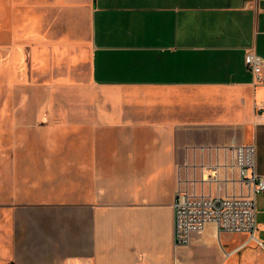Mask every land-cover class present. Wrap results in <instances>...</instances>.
<instances>
[{
    "label": "crops",
    "instance_id": "obj_1",
    "mask_svg": "<svg viewBox=\"0 0 264 264\" xmlns=\"http://www.w3.org/2000/svg\"><path fill=\"white\" fill-rule=\"evenodd\" d=\"M3 34L19 99L0 100V264L248 247L226 251L214 225L177 247L174 205L180 186L217 194L206 174L235 146L255 143L264 174V82L245 61L264 54V0H0ZM257 211L264 247V193Z\"/></svg>",
    "mask_w": 264,
    "mask_h": 264
},
{
    "label": "built area",
    "instance_id": "obj_2",
    "mask_svg": "<svg viewBox=\"0 0 264 264\" xmlns=\"http://www.w3.org/2000/svg\"><path fill=\"white\" fill-rule=\"evenodd\" d=\"M256 82H264V54L249 50L245 58ZM257 109L264 112V104ZM232 154L223 165L213 167L206 174L208 182H216L217 194L198 193L195 189L179 187L175 197V244L189 246L195 235H201L209 225H214L219 236L225 233L246 235L248 239L235 251L258 239L257 196L264 193V174L257 169L255 143L233 147ZM223 184V186H222ZM233 188L228 193V187ZM226 189L225 194L222 191Z\"/></svg>",
    "mask_w": 264,
    "mask_h": 264
},
{
    "label": "rangeland",
    "instance_id": "obj_3",
    "mask_svg": "<svg viewBox=\"0 0 264 264\" xmlns=\"http://www.w3.org/2000/svg\"><path fill=\"white\" fill-rule=\"evenodd\" d=\"M7 35H2L0 39V100L6 101L7 99H19V95L15 92H7L5 77H1L2 70H5L6 62V42ZM3 41V42H2ZM11 142L7 140H0V149L5 150L10 147ZM8 158L3 157L6 163ZM258 238L261 239L260 236ZM248 239L246 235L236 234L232 235L225 233L223 236V246L226 251H231L234 247L241 245ZM189 264H264V247L256 241H252L248 247L243 251L238 252L233 256H224L218 247L206 240L199 244V249L195 250L189 260Z\"/></svg>",
    "mask_w": 264,
    "mask_h": 264
}]
</instances>
